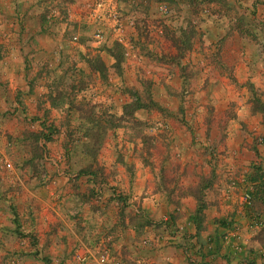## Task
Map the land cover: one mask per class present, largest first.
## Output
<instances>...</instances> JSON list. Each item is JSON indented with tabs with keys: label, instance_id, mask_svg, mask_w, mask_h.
Returning <instances> with one entry per match:
<instances>
[{
	"label": "rangeland",
	"instance_id": "obj_1",
	"mask_svg": "<svg viewBox=\"0 0 264 264\" xmlns=\"http://www.w3.org/2000/svg\"><path fill=\"white\" fill-rule=\"evenodd\" d=\"M263 1L0 0V102L5 108L1 110V132L11 124L16 129L5 134L7 148L12 146L16 152H7V162L0 159V177L19 173L17 189L12 192L21 201L26 192L22 186L31 180L33 190L55 189L50 182L56 181L57 173L63 172L69 180L76 172L77 177L86 178L79 171H89L92 183L87 179L77 192L86 205L80 213L103 212L109 197L121 203L114 205L115 214L123 215L129 207L128 220L143 225L149 223L145 214L126 204L128 193L113 185L114 170H124L125 183L130 186L135 168L143 166L154 178L152 190L171 202L187 193L201 198L213 174L201 176L198 172L205 163L199 167L193 159L187 161L184 153L195 142H184L180 151L174 144L171 122L194 133V126L184 123L190 112L185 104L202 100L197 94L199 75L208 66L221 67L227 74L222 83L236 85L228 75L232 67L227 53L233 49L242 52L246 47H237L233 41L226 45L223 39L215 42L220 28L225 38L236 36L264 49L263 15H256L255 8L246 5ZM97 35L102 38L100 43L95 41ZM160 64L167 66L165 71L158 68ZM168 91L174 98L165 95ZM161 97L166 98L164 105L158 101ZM205 97L207 123L211 124L222 116L213 107L219 98L214 93ZM138 100L144 108L134 113V120L118 119L123 117L125 104ZM248 101L256 105L261 99L254 94ZM58 102L57 107L54 103ZM232 112L225 110L223 116L230 117ZM110 121L119 127L109 129ZM87 126L92 131L100 127L93 149L84 145ZM178 137L183 143V136ZM88 152H94V157ZM186 169L192 170L189 176ZM48 175L52 177L47 181ZM1 186L0 264L88 263L87 252H69L68 246L62 252L44 249L40 237L33 236L40 229L32 216L42 202L30 195L26 199L30 201L29 215L21 217L25 206L12 202L7 186ZM36 201L32 210L31 203ZM77 228L88 229L80 224ZM102 249L96 264H109Z\"/></svg>",
	"mask_w": 264,
	"mask_h": 264
},
{
	"label": "crops",
	"instance_id": "obj_2",
	"mask_svg": "<svg viewBox=\"0 0 264 264\" xmlns=\"http://www.w3.org/2000/svg\"><path fill=\"white\" fill-rule=\"evenodd\" d=\"M246 5L251 10L255 8L253 11L257 12L256 15H263L264 18V1L253 6ZM262 23L264 25V19ZM225 35L224 29L220 28L219 38L215 42L223 39L226 45L233 41L237 47H246L242 52L233 49L227 53L232 67L228 75L234 78L236 85L222 83L227 74L221 67L218 68L216 64L208 66L199 75L202 78L197 94L202 100H197L191 106L185 104L190 112H186L187 122L184 123L193 125L194 133L190 135L186 126L171 122L174 125L173 138L176 139L174 144L180 151H183L180 145L184 142H195L187 147L190 152L184 153L187 161L192 162L193 159L199 163H195L199 167L205 163L198 172L201 176L213 174L210 175L212 181L203 187V194L199 198L201 213L196 214L198 201L190 193L177 202H171L163 193L153 191L154 178L143 166L135 168L130 186L125 183V171L114 170L117 175L113 185H119L124 193H128L126 204L131 205L135 212L145 214L149 222L146 225L128 220L126 211L129 207L124 209L123 215L115 214L114 205L121 206V203L109 197L106 202L103 200L107 206L103 212L96 213L95 209L94 213L81 214L86 205L79 201L77 192L83 190V183L89 177H77V172L70 176L72 183L62 175L63 172L57 173L56 181L50 182L51 186H57H54L55 189L48 186L40 189L42 191L33 190L34 180L27 182L22 186L26 192L21 201L19 195L12 192L17 189L19 173L13 175L12 172L0 177V188L1 185L8 188L7 197L21 207L25 206L22 211L25 214L21 217L29 215L30 201L26 202V199L30 195L42 202L40 209L32 216L40 229L34 231L33 236L37 234L40 237L37 236L45 244L44 249L50 247L52 251L62 252L68 246L69 252H87L90 254L87 264L98 262V252L102 247L105 261L109 264H126L127 260L130 264H264V193H258L264 176V49L258 43L245 42L236 36L225 38ZM205 38L213 42V39ZM166 67L160 64L158 68L165 71ZM170 91L164 93L172 99L174 97ZM208 93L217 94L219 99L213 103V107L215 112L222 115L216 116L211 124L207 123L208 102L204 99ZM230 93L231 96H228ZM254 94L261 99L256 105L248 101ZM158 101L164 105L166 98L161 97ZM167 105L173 107L169 101ZM1 110L5 108L0 102V118ZM225 110L233 111L232 115L224 117ZM2 122L0 159L4 158L2 160L7 162L10 160L7 152L16 150L12 146L7 148L9 139L5 134L14 133L16 129L11 124L5 130L8 132H1ZM176 135L183 136V143H179L182 141ZM54 148L55 151L58 149L56 144ZM60 151L59 147L61 155ZM191 171L186 169L185 174L189 176ZM51 177L48 175L47 181ZM89 186L94 188L92 184ZM252 187L253 203L248 207L242 196ZM51 189L54 191L51 192ZM36 203H31L32 210ZM255 216L261 220L258 228L253 225ZM79 224L87 225L88 229H78ZM225 236L229 238L227 241L223 240ZM16 243L18 241L13 245Z\"/></svg>",
	"mask_w": 264,
	"mask_h": 264
},
{
	"label": "trees",
	"instance_id": "obj_3",
	"mask_svg": "<svg viewBox=\"0 0 264 264\" xmlns=\"http://www.w3.org/2000/svg\"><path fill=\"white\" fill-rule=\"evenodd\" d=\"M54 105L56 106L57 105V107L60 105L59 104V102L58 103H54ZM144 107L142 106V105H140L139 104V100L136 102H131V103H127V104H125L124 106H123V108H122V115L121 116H123V117H119L118 119H120V118H125V117H127V120H130V119H132V120H134V118H133V116H134V113L136 112V111H138L139 109H143ZM94 110V109H93ZM112 117L111 116H109V119H111ZM80 121H83V119H81ZM97 125L99 124L98 122H95ZM118 128L119 126L117 125V124H114L112 121H110L109 122V125H108V128L109 129H111V128ZM85 128V127H84ZM98 128H100V127H97L96 129H94V131H92L91 130V128L90 127H86L85 128V131H86V133H87V136H86V138L85 139H87L86 140V142H84L85 144V147H88V146H90L91 147V149H93V147L94 146H96L97 144H98V141L99 140H97V138H96V136H97V132H98ZM44 135L45 134H42L41 133V137H44ZM44 139H45V141H50L49 140V137H44ZM89 153V155L90 156H92V157H94V155H92L94 152H88ZM87 175L88 177H89V179L91 180V181H93L92 180V173L91 172H89V171H86V172H84V171H79V175ZM260 178H261V176H260ZM259 178V179H260ZM263 178H264V176H263ZM259 192H261V193H264V179L260 182V187H259V189H258V193ZM257 196H258V194H257ZM197 201H198V207H197V212H196V214H200L201 213V209H202V204H201V202H200V199L199 198H197ZM15 222V221H14Z\"/></svg>",
	"mask_w": 264,
	"mask_h": 264
},
{
	"label": "built area",
	"instance_id": "obj_4",
	"mask_svg": "<svg viewBox=\"0 0 264 264\" xmlns=\"http://www.w3.org/2000/svg\"><path fill=\"white\" fill-rule=\"evenodd\" d=\"M101 40H102V38L100 37V35H97L96 38H95V41L97 43H100ZM7 166L9 167V169L11 168L9 164ZM263 179L264 178H262V180ZM252 190H254L253 187H252V189L250 188L246 192H244V194L242 196L243 197L242 200H243L244 204L246 206H248V207H251L252 206V203H253V196H252V193H251ZM260 222H261V220H260L259 216H255V218L253 219V225H254V227L255 228H258L260 226ZM228 239L229 238L226 237V236L223 238L224 241L225 240L227 241Z\"/></svg>",
	"mask_w": 264,
	"mask_h": 264
}]
</instances>
